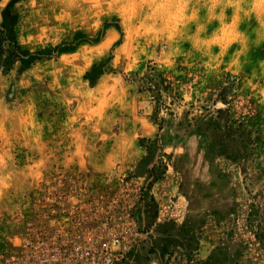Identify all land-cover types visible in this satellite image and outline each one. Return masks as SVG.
<instances>
[{"label": "rangeland", "instance_id": "1", "mask_svg": "<svg viewBox=\"0 0 264 264\" xmlns=\"http://www.w3.org/2000/svg\"><path fill=\"white\" fill-rule=\"evenodd\" d=\"M13 13L38 60L23 71L1 42L0 264H41L40 244L74 220L113 230L110 192L150 172L146 222L176 232L168 263L264 264V0H21Z\"/></svg>", "mask_w": 264, "mask_h": 264}, {"label": "built area", "instance_id": "2", "mask_svg": "<svg viewBox=\"0 0 264 264\" xmlns=\"http://www.w3.org/2000/svg\"><path fill=\"white\" fill-rule=\"evenodd\" d=\"M155 178L150 172L134 194L128 182H123L115 193L110 192L107 198L110 213L102 214L109 213L112 220L118 221L113 230L97 229L74 220L65 232L56 231L50 240L40 244L41 264H118L142 245L154 247V230L146 218L155 207ZM135 212L137 220L132 217ZM161 264L174 263L162 260Z\"/></svg>", "mask_w": 264, "mask_h": 264}, {"label": "crops", "instance_id": "3", "mask_svg": "<svg viewBox=\"0 0 264 264\" xmlns=\"http://www.w3.org/2000/svg\"><path fill=\"white\" fill-rule=\"evenodd\" d=\"M144 153L138 152V156H143ZM128 156V155H127ZM127 157V161H130ZM166 225H159L155 234L153 235L154 247L142 245L141 248L128 255L126 260L120 261L118 264H161V261L170 262L178 255V246L170 245L173 241L176 232L172 227H165ZM169 228V229H166Z\"/></svg>", "mask_w": 264, "mask_h": 264}, {"label": "trees", "instance_id": "4", "mask_svg": "<svg viewBox=\"0 0 264 264\" xmlns=\"http://www.w3.org/2000/svg\"><path fill=\"white\" fill-rule=\"evenodd\" d=\"M2 1L3 0H0V3ZM20 1L21 0H11L7 7L2 11L1 28L4 32V35L3 37L0 36V45L4 40H8L10 42V46L7 52L13 55V62L20 61L22 63V70L25 71L29 69L38 59L35 56H31L29 52L22 53L16 41L15 29L19 23V16L13 13V8ZM12 49H15L14 53H12Z\"/></svg>", "mask_w": 264, "mask_h": 264}]
</instances>
